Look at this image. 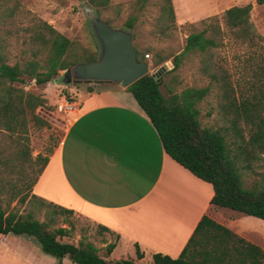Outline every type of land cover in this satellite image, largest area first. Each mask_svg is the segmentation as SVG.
Returning a JSON list of instances; mask_svg holds the SVG:
<instances>
[{
  "label": "trees",
  "instance_id": "obj_1",
  "mask_svg": "<svg viewBox=\"0 0 264 264\" xmlns=\"http://www.w3.org/2000/svg\"><path fill=\"white\" fill-rule=\"evenodd\" d=\"M89 3L101 10L110 7L111 0ZM147 3L137 1L138 14ZM252 8V3L234 5L202 19L203 28L187 36L183 49L173 55V67L159 81L147 74L127 89L151 119L166 152L213 186L214 207L264 220V35L256 28ZM24 16L28 18L20 1L0 0V240L10 233L35 237L44 252L59 260L69 256L75 264H138L137 259L144 257L138 244L136 258L115 260L111 256L116 243L102 249L85 233L78 243L62 241L75 234V224L69 228L58 223L74 212L33 193L54 148L33 156L29 132L31 127H51L38 109L52 107L43 95L20 84L34 79L37 85H46L61 71L96 59L97 51L38 17L26 24L20 20ZM137 19L135 14L126 24L136 29ZM176 26L173 0H161L155 32L169 38ZM10 39L21 45L15 63ZM229 40L249 49L240 61V79L233 78L220 55ZM134 44L140 61L153 52L154 67L170 58L162 49ZM191 55L199 58V69L210 82L179 88V70ZM210 98L215 103L206 116L216 113L214 125L202 120V103L211 105ZM102 228L97 230H108ZM153 264H264V249L205 214L178 257L155 253Z\"/></svg>",
  "mask_w": 264,
  "mask_h": 264
},
{
  "label": "crops",
  "instance_id": "obj_2",
  "mask_svg": "<svg viewBox=\"0 0 264 264\" xmlns=\"http://www.w3.org/2000/svg\"><path fill=\"white\" fill-rule=\"evenodd\" d=\"M202 11L199 7L190 16ZM75 90L71 88V101L76 107L62 124L64 135L34 185V194L72 210L102 231L106 227V244L116 243L111 258L119 260L114 253L121 246L128 251L126 258H136L138 244L144 253L138 264H151L155 253L178 257L205 214L224 224L225 215L211 203L213 186L166 152L132 92L120 87L82 90L78 96ZM3 248L0 264H34ZM65 258L40 264H64Z\"/></svg>",
  "mask_w": 264,
  "mask_h": 264
},
{
  "label": "rangeland",
  "instance_id": "obj_3",
  "mask_svg": "<svg viewBox=\"0 0 264 264\" xmlns=\"http://www.w3.org/2000/svg\"><path fill=\"white\" fill-rule=\"evenodd\" d=\"M18 1H20L28 17L26 18L24 16L20 18V20L26 22V24L29 22L28 19L32 16L45 20L71 40H78L83 45L96 49L97 55L99 46L87 19L85 8H96L100 17L107 20L113 19V23H111L115 26L127 25L126 21L137 14V27L136 29L132 28L135 35V43L139 45L140 48L151 47L155 50L162 49L163 53L170 57L158 67H154V54L150 51V58L147 60L151 63L149 74L155 73L165 63H168L169 69H171L173 67V55L179 53L183 49L187 36L192 31H199L203 28L201 20L209 16L221 15L229 6L251 2L255 7L253 9V21L258 31L264 35V0L261 2H258V0H175V3L173 2L175 14L177 10L179 15L178 17L176 16L177 26L175 31H173V36L169 38H161V36L155 32V23L160 11L161 0H148L146 8L140 14H138L136 10L138 0H111L110 7L101 8V10L92 6L89 0ZM199 7L203 11L197 13L195 16H190V14ZM26 11L30 14L28 15ZM182 14L186 16L182 18ZM9 41L11 43V63H15V61L21 57V45L14 39H10ZM248 50L246 46L238 45L234 43L233 40H229L226 47L220 50L223 64L234 74L233 78L235 79H240L241 77L240 61L245 58L244 55L248 53ZM63 72L64 71H61L56 79L43 86L37 85L34 79H28L26 84H20L26 91L43 95L52 107V109L44 107L38 109V113L51 123V127L40 129L35 127L30 128L29 135L31 138L33 156L39 153L46 154L50 148H55L59 144L65 132L62 124L66 121L67 114L73 111L63 109V106L70 100L67 93H69L72 99L74 97V91L71 92L72 87H74V90L76 88L78 89L75 90L78 96L83 93L82 90L89 91V87H93V89L97 91L107 88H120L112 84L80 83L67 85L61 82ZM179 73V78L182 81L179 88L186 86L202 87L208 85L210 82L208 78L202 75L199 69V58L196 55H191L185 60ZM169 78L170 77H167L166 79ZM162 89L165 91L164 86H162ZM210 102L211 105L207 102L202 103V120L207 125H214L216 113H213L210 117L206 116L207 111L211 110L215 100L210 98ZM250 181H252V179H250ZM217 209L223 216L225 215L224 218H222L225 226L264 249V220L228 208ZM21 210H23V207ZM87 222L85 218L75 213L67 216V218H63L58 223V226H67L70 228L72 224H75V234L71 237L62 238V241L78 243L82 234L85 233L98 247L104 249L108 240L106 234L99 232L95 226H87ZM114 240L115 237H113V241ZM1 247H4L3 250H8L11 256L15 255L16 252L17 256L20 258H28L34 264L49 262V259H53V261L57 259L55 256L44 252L41 244L35 237H29L27 235L10 233L6 235L4 240H0V248ZM127 252V249L121 246L115 251L114 257L121 259L124 254V258H126ZM65 259L66 262L64 264H73L69 256ZM152 263L153 261H151V264ZM58 264H61V261L58 262ZM140 264H148V261H143Z\"/></svg>",
  "mask_w": 264,
  "mask_h": 264
},
{
  "label": "water",
  "instance_id": "obj_4",
  "mask_svg": "<svg viewBox=\"0 0 264 264\" xmlns=\"http://www.w3.org/2000/svg\"><path fill=\"white\" fill-rule=\"evenodd\" d=\"M85 13L99 46L97 58L88 63H77L63 72L61 82L70 84H113L128 88L149 74L151 63L138 59L134 31L128 25L115 26L99 16L96 8L87 7ZM169 69L168 63L155 73L158 78Z\"/></svg>",
  "mask_w": 264,
  "mask_h": 264
},
{
  "label": "built area",
  "instance_id": "obj_5",
  "mask_svg": "<svg viewBox=\"0 0 264 264\" xmlns=\"http://www.w3.org/2000/svg\"><path fill=\"white\" fill-rule=\"evenodd\" d=\"M146 58H150V54H146ZM75 108L74 102L68 101L64 106L63 109L66 110H73Z\"/></svg>",
  "mask_w": 264,
  "mask_h": 264
}]
</instances>
